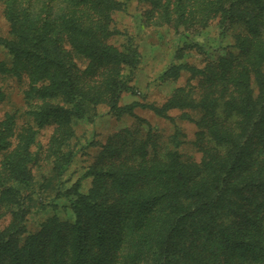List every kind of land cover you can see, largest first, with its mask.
<instances>
[{
  "label": "trees",
  "instance_id": "16d2710c",
  "mask_svg": "<svg viewBox=\"0 0 264 264\" xmlns=\"http://www.w3.org/2000/svg\"><path fill=\"white\" fill-rule=\"evenodd\" d=\"M1 1L9 35L0 34V47L11 61L8 67L0 62V77L26 80L33 125L16 134L14 115L0 121V221L10 216L0 230V264H113L116 258L95 252L122 232L145 247L121 264H264V37L251 24L264 22V0H152L174 27L202 28L217 17L221 34L234 35V45L220 46L216 62L203 69L172 64L163 74L176 80L186 71L196 85L187 82L161 106L133 105L165 119L171 110L198 113L200 162H181L151 132L141 139L132 131L115 134L86 172L94 181L90 194L74 188V222L51 218L35 233L27 232L22 195L32 183L34 127L54 126L47 157L60 177L75 156L72 121L98 104L117 116L132 115L117 102L129 89L120 73L135 68L137 55L131 45L107 44L110 13L120 8L115 0ZM196 2L205 8L193 23L186 7ZM243 20L249 35H235ZM78 62L86 64L82 71ZM109 224L117 233L106 231Z\"/></svg>",
  "mask_w": 264,
  "mask_h": 264
},
{
  "label": "rangeland",
  "instance_id": "374dc122",
  "mask_svg": "<svg viewBox=\"0 0 264 264\" xmlns=\"http://www.w3.org/2000/svg\"><path fill=\"white\" fill-rule=\"evenodd\" d=\"M115 1L119 2L120 8L110 13L113 35L107 44L115 49H123L128 45L135 49L137 55L135 68L130 70L124 68L120 73V79L129 89L120 94L117 102L119 109L131 107L132 115L117 116L119 114L115 115L107 105L98 104L90 107L87 117L72 121L73 137L69 142V149L75 153V156L60 177H56L52 171L53 165L47 157L54 126L42 129L34 127L35 142L30 148L34 158L30 165L32 183L28 191L22 192V195L27 197L25 205L29 207L26 217L28 233L39 231L41 225L51 218L62 223L74 222L75 217L71 209V203L75 198L74 188L76 186L81 195L90 194L94 181L86 175V172L94 163L102 147L115 134L132 131L139 138H143L147 132H151L156 137L157 144L168 151L177 152L181 162L188 165L191 162L199 163L201 160L202 155L194 145L198 138L199 128L194 122L200 118L198 113L188 110H171L167 114L170 119H165L147 108L133 105L161 106L177 88L185 86L187 82L196 85L197 80L190 78L186 71L182 72L176 80L163 79V74L172 64H187L203 69L205 65L216 62L220 46L232 48L235 43L234 35L231 30L221 34L217 17L208 21L202 28H198L196 23V25L188 23L174 27L171 22L168 24L161 16L160 11L153 6L152 0ZM159 1L161 4L166 2V0ZM203 8H205L204 5L199 2L193 6L187 5L186 12L193 23L197 21V15L201 17L200 11ZM4 11L5 4L1 1L0 34L7 37L9 27L3 17ZM169 11L174 14L173 6H170ZM172 18L175 20L174 15ZM251 24L255 26V29H260V35L264 37V22L257 20ZM247 26L245 20L236 24L233 28L236 29L235 35L238 32L244 36L249 35ZM10 59L8 52L0 47V62L7 63L8 67ZM80 63L78 62V69L82 71L86 64ZM0 90L4 94V100L0 104V121L6 114L14 115L16 134L26 125H33L31 117L27 115L29 108L24 99L26 80L23 78L19 81L9 76L0 77ZM177 131L180 135L177 136V142L174 144L171 138ZM16 142L17 140L14 139L13 147ZM149 151H151L150 148ZM1 160L0 153V162ZM9 222V215L2 218L0 230ZM107 228L108 233H117V228L113 225L109 224ZM132 238L135 237L132 236ZM144 247L137 241L134 242L129 234L122 232L115 244L106 245L102 251L96 250L95 254L108 259L116 258L113 264H121L123 256L133 255ZM142 255L145 258L143 253ZM226 255L228 253L224 254Z\"/></svg>",
  "mask_w": 264,
  "mask_h": 264
}]
</instances>
